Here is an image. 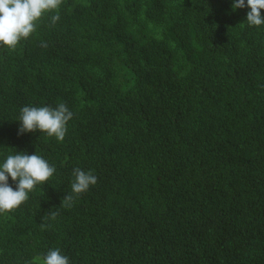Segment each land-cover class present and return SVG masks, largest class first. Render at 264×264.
Here are the masks:
<instances>
[{
    "label": "trees",
    "instance_id": "1",
    "mask_svg": "<svg viewBox=\"0 0 264 264\" xmlns=\"http://www.w3.org/2000/svg\"><path fill=\"white\" fill-rule=\"evenodd\" d=\"M232 3L63 0L0 46V164L56 169L0 214V264H264V25ZM60 103L62 142L18 135L24 106ZM75 168L97 183L64 207Z\"/></svg>",
    "mask_w": 264,
    "mask_h": 264
},
{
    "label": "clouds",
    "instance_id": "2",
    "mask_svg": "<svg viewBox=\"0 0 264 264\" xmlns=\"http://www.w3.org/2000/svg\"><path fill=\"white\" fill-rule=\"evenodd\" d=\"M63 0H0V46L15 50L17 45L36 32L38 23L46 13L55 12L50 17L54 25L59 19V10ZM233 10L250 9L246 21L250 26L264 25V0H233ZM43 46L46 47V44ZM73 118V113L66 104L60 103L55 108L49 106H24L18 119V135L24 133H46L62 142L67 134V124ZM56 172L42 156L16 152L8 155L0 164V214L12 212L29 199V193L37 185L47 183ZM74 180L71 193L63 198L64 207H71L74 199L88 191L97 183V177L92 172L80 168L73 170ZM9 177L15 183V190L9 184ZM58 213H51L55 219ZM41 259V258H37ZM43 264H69V258L62 255L59 249L49 250L42 257Z\"/></svg>",
    "mask_w": 264,
    "mask_h": 264
}]
</instances>
